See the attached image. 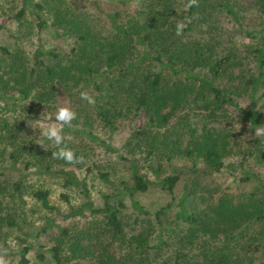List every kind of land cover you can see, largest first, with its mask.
I'll return each mask as SVG.
<instances>
[{"label":"trees","instance_id":"trees-1","mask_svg":"<svg viewBox=\"0 0 264 264\" xmlns=\"http://www.w3.org/2000/svg\"><path fill=\"white\" fill-rule=\"evenodd\" d=\"M100 2L114 4L104 20L97 17V11L86 10L87 3L99 9ZM27 8L46 12L54 31L70 37L73 44L63 54L38 46L30 64L0 47L6 54L0 57V83L8 87L0 98L48 104L64 94L80 105V92L87 91L95 103L90 104V111L82 107L85 113L79 118L88 126L86 134L91 139H95L91 135L95 123L111 133L131 114L136 124L126 145L131 138L138 145L146 142L143 153L148 158L160 152L156 164H148L151 180L139 172L135 159L119 155L102 142L106 151L117 155L127 175L120 178L113 193L102 195L97 208H93L83 177L70 170L56 171L64 185L79 188L83 206L100 215L102 235H110L116 249L109 252L98 241L99 250L94 251L76 236L66 252L60 245L48 249L50 264H76L70 260L81 253L90 255L88 264H261L253 255L264 242V176L251 165L258 164L264 172V135H256L264 127V115L255 106L259 97L264 100V26L255 22L264 16V0H199V6L191 8L187 0H22L15 17L20 19ZM218 16L228 23L218 21ZM180 22L186 27L177 36ZM37 25L45 23L39 18ZM227 25L232 28L226 29ZM235 37L251 42L243 47ZM243 59L249 65L243 77L251 102L248 107L239 106L215 84L228 69L242 65ZM166 108L171 114L162 113ZM196 110L203 119L199 125L195 118L184 120L188 112L194 117ZM176 112L180 118L158 134L160 118ZM18 126H10L7 118L0 120V247L5 248L7 234L20 230L15 217L22 218L20 208L11 209L14 197H20L22 175L13 179L5 173V169L17 170L14 153L24 154L23 143L15 140L20 135ZM5 146H9L11 166L3 161ZM174 157L199 162L202 168L194 162L188 168L171 167L170 173L160 176V162L169 164ZM38 160L45 161L36 171L50 174L52 160L42 156ZM233 166L238 175L231 172ZM211 173H228L231 182L236 178L239 183L254 184L238 193L209 195L204 201L196 183L201 175ZM107 175L106 171L98 173L105 181ZM180 177L181 193L172 205ZM150 186L170 200L153 212L154 222L148 221L144 207L132 198ZM29 195L40 207L55 209L47 190L33 189ZM124 196L133 208L130 214L124 212ZM59 232L63 234L64 229ZM19 241L14 264H29L32 244ZM35 254L45 260L39 247Z\"/></svg>","mask_w":264,"mask_h":264},{"label":"rangeland","instance_id":"rangeland-1","mask_svg":"<svg viewBox=\"0 0 264 264\" xmlns=\"http://www.w3.org/2000/svg\"><path fill=\"white\" fill-rule=\"evenodd\" d=\"M39 1L40 0H33V2ZM21 4L22 0H0V47H4L12 55L16 52L15 55L20 59L22 58L26 64H30L32 53L38 46L43 49H52L59 54L66 53L73 44L72 39L61 35L59 31H54L50 25V17L48 14L36 8L33 10L27 8L22 17L17 19L15 14L19 10ZM99 4L100 8L96 9L93 8L90 3H87L86 10L90 12L97 11V17L104 20L106 12L111 11V8H113L112 5L114 4H105L103 2ZM39 18L44 21V26L39 27L37 25ZM217 20L222 21L224 24L228 23L227 18L222 16H218ZM255 22H258L259 26H264V16L255 18ZM225 28L230 30L232 27L227 25ZM235 40L237 42L242 41L243 47L251 42L247 37H243V39L235 37ZM5 55L6 54L3 55L0 51V57L4 58ZM241 63L242 65L238 64L228 69L215 81V84L224 89L239 106L245 105L244 107H248L251 102L248 91L243 84V77H245L246 69L249 65L244 59ZM5 77L6 76H4V78ZM7 90L8 87H4L3 84L0 83V92H6ZM122 93L126 95L127 92ZM257 94L258 93L254 96H258ZM54 101L55 102L52 103L47 102L48 104L30 101L15 103V100L11 98H0V120L2 118H7L10 126L19 125L20 135L19 138L15 140L16 142L18 140L20 145L23 143L25 148L24 154H22L21 151L19 154L14 153L13 155L16 159L13 167L15 166L17 170L15 168L10 170L5 169V173L7 175L10 174L13 179L22 175V186L19 190L20 197H14V204L11 207V209H21L20 214H22V218L20 215L17 218L15 217V221L19 225L20 230L12 229L13 231L7 234L4 244L6 248L9 249L11 264H14L16 260V251L21 246L19 239L26 240L32 244L27 254L29 264H50L52 260L49 259L48 249L51 246L60 245L63 248V252H66L67 250L65 247L70 244L76 236L84 239L89 245V248H92L94 251L99 250V247L96 245V242L99 241L100 246L107 248L109 252H114L116 249V242L112 241L110 235H106V233L104 236L102 235V230L98 225L101 224L100 215L98 213L89 212V210L83 206L85 200L82 198L79 188L64 185L62 177L56 173V171L60 169L70 170L73 171L78 178L83 177L93 208H97L102 205V195L113 193V190L119 186L118 182L120 178H125V175H127L126 170L121 168L122 163L118 160L117 155L113 152L106 151L105 148H103L102 142H106L115 148L119 155L135 159L139 172L146 174L151 180L153 176L148 170V164L155 165L157 156L160 158V152L157 150L154 151V154L149 158L144 156L143 149L146 147V142H142L138 145V143L134 142V139L131 138L129 144L126 145L129 134L136 124L135 117H132L131 114L126 115L118 122L111 133H108L107 130L102 129L99 124L95 123L98 127H92L91 135L94 136L95 139H91L90 136L86 134V132H88V126H83L79 118L85 113L82 107L90 111L91 108H89V106L91 105L86 100L81 101L79 105L74 100L70 101L64 94L57 96ZM5 102H7V104ZM60 105L70 106L77 111V118L70 126L64 128V134L66 137L71 138L66 140V145L74 150L77 155L82 154L85 157L84 163L82 164H68L63 160L53 159L51 152L56 151V146L52 141L46 140L40 134V125L45 122H54L56 108ZM255 106L264 115L263 98L259 97L255 101ZM166 112H169L168 108L162 111V113ZM169 114H171V112H169ZM192 114V112H188L184 120L189 122L195 118V124L199 125V122L203 120L200 112L196 110L194 112V117ZM170 118H160V127L156 129L158 130L160 128L158 134H160V132L164 133V128L167 129L171 125V122L175 118H180V116H178L176 112L175 115L170 116ZM165 120L169 122L163 123ZM187 121H185V123H187ZM81 129L85 132H81ZM0 140L3 141L1 138ZM40 142L44 143L45 149L38 144ZM158 146H160V143H158ZM4 148V164L11 166L7 156V153L10 151L9 146H5ZM40 156L46 160H52V172L50 174L36 171L42 168L43 162L45 161L38 160ZM194 162L196 163V167L202 168L199 162ZM194 162L190 159H178L177 157L171 158L169 164L165 160H162L160 162L162 168L159 175L170 173L171 167L188 168L192 166ZM251 166L253 167V171L258 172L259 176H264L261 166L254 163ZM232 170V173L238 175L239 172L235 166H233ZM105 171L108 172V181L98 176L99 172ZM182 179L183 178L180 177L174 187L173 201H170L169 196L161 192L155 186H150L145 192L135 193L132 196V198L146 210L148 221L154 222L153 212L157 208L165 205L168 201L174 205L181 193ZM251 184H254V182ZM251 184L239 183L236 178L231 182V177H229L228 173H211L200 176L196 183V189L200 190L203 200L207 201L209 200L207 197L209 195L215 198L217 195L223 193V191L238 193L243 191V189L248 190ZM39 188L47 190L48 201L55 207L54 210H47L40 207L39 203L29 195L30 191ZM61 194H64L66 198H62ZM110 202H113V199H111ZM123 202L125 204V214L134 212L127 197H123ZM78 209L79 211H76ZM168 210L172 211L170 209ZM59 229H64V233H60ZM263 245L264 242L258 244V252L253 255L256 262L261 264H264ZM36 247H39L43 252L45 257L44 261L39 260L36 256ZM78 256L79 258H72L70 262L88 264L90 255L81 253Z\"/></svg>","mask_w":264,"mask_h":264},{"label":"clouds","instance_id":"clouds-1","mask_svg":"<svg viewBox=\"0 0 264 264\" xmlns=\"http://www.w3.org/2000/svg\"><path fill=\"white\" fill-rule=\"evenodd\" d=\"M194 6H199V0H187L188 8ZM185 27L186 23H178L175 30L176 35L181 36ZM80 98L86 100L89 104L95 103L94 98L87 91H81ZM76 118L77 113L73 108L67 105H60L56 108L54 122H45L40 125L39 130L41 136L48 141H52L56 146V151L51 152V156L53 159L63 160L68 164L84 163L85 157L82 154L77 155L76 152L69 148L65 143L66 140L71 138L65 136L64 128L66 126H70ZM256 135H264V127L257 129ZM38 144H40L45 149V145L43 142H40ZM9 254L10 253L8 248L0 247V264H11Z\"/></svg>","mask_w":264,"mask_h":264}]
</instances>
